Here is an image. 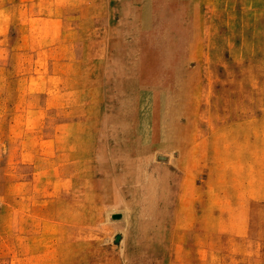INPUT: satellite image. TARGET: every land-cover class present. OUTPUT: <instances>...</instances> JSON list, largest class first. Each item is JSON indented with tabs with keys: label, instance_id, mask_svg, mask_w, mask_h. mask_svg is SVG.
Here are the masks:
<instances>
[{
	"label": "rangeland",
	"instance_id": "1",
	"mask_svg": "<svg viewBox=\"0 0 264 264\" xmlns=\"http://www.w3.org/2000/svg\"><path fill=\"white\" fill-rule=\"evenodd\" d=\"M0 264H264V0H0Z\"/></svg>",
	"mask_w": 264,
	"mask_h": 264
},
{
	"label": "crops",
	"instance_id": "2",
	"mask_svg": "<svg viewBox=\"0 0 264 264\" xmlns=\"http://www.w3.org/2000/svg\"><path fill=\"white\" fill-rule=\"evenodd\" d=\"M202 143V141H200V144ZM212 151H211V155L212 156H215L216 155V151L218 150V149H216V147H213V148H210ZM202 151V150H201ZM214 159V167H216V165H215V158H213ZM184 200H186V197L184 196V191H182V196H181V207L182 208H185V201ZM231 238H233V236L231 237ZM213 250H211L210 251V254H213V252H212Z\"/></svg>",
	"mask_w": 264,
	"mask_h": 264
},
{
	"label": "water",
	"instance_id": "3",
	"mask_svg": "<svg viewBox=\"0 0 264 264\" xmlns=\"http://www.w3.org/2000/svg\"><path fill=\"white\" fill-rule=\"evenodd\" d=\"M112 217L113 218H119L120 216L117 214V215H113Z\"/></svg>",
	"mask_w": 264,
	"mask_h": 264
}]
</instances>
